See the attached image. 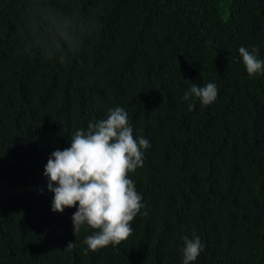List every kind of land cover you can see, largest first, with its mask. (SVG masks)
<instances>
[{"label": "trees", "instance_id": "trees-1", "mask_svg": "<svg viewBox=\"0 0 264 264\" xmlns=\"http://www.w3.org/2000/svg\"><path fill=\"white\" fill-rule=\"evenodd\" d=\"M68 27L62 63L41 47ZM240 47L264 60V0H0V264H183L194 234L191 264H264V72ZM207 83L214 103L183 99ZM117 106L151 145L128 174L145 207L85 252L97 230L52 211L45 166Z\"/></svg>", "mask_w": 264, "mask_h": 264}, {"label": "clouds", "instance_id": "clouds-1", "mask_svg": "<svg viewBox=\"0 0 264 264\" xmlns=\"http://www.w3.org/2000/svg\"><path fill=\"white\" fill-rule=\"evenodd\" d=\"M79 44L80 39L68 27L53 45L41 48L48 57L59 53L63 63L64 45L75 51ZM257 51L239 48L249 76L264 72V60L258 58ZM192 96L204 106L211 105L218 97V87L215 83L203 87L193 84L183 99L189 101ZM194 107V103L188 104L189 111ZM150 147L143 136L134 138L128 113L117 106L108 109L106 118L89 122L87 130H76L69 147L51 153L44 174L49 179L48 190L54 193L52 211L63 213L78 205L71 217L74 235L85 225L97 230L85 238V252L119 245L133 234L131 222L145 205L128 174L143 166L144 151ZM183 239V264H191L204 250V244L195 234ZM73 245L70 242L66 248Z\"/></svg>", "mask_w": 264, "mask_h": 264}]
</instances>
